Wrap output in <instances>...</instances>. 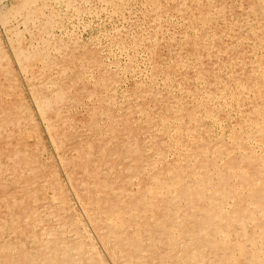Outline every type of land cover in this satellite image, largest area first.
Listing matches in <instances>:
<instances>
[{
	"label": "rangeland",
	"instance_id": "obj_1",
	"mask_svg": "<svg viewBox=\"0 0 264 264\" xmlns=\"http://www.w3.org/2000/svg\"><path fill=\"white\" fill-rule=\"evenodd\" d=\"M201 2L212 12L221 5L227 9L225 16L209 14L214 26L210 31L194 18ZM255 2L0 0V106H6L8 118L20 119L32 155L40 160L37 164L60 175L75 209L71 213H78L88 231L90 222L70 192L58 159L60 151L71 143L66 135L64 145L52 136L56 130H66V125L54 118V113H50V123L44 119L34 89L52 94V106L63 97L61 109L79 124L71 134H79L84 121L86 140L113 138L109 131L114 127L127 137L130 133L123 122L130 120L141 133L145 153L154 155L157 166L186 165L187 154L195 153L191 159L216 160L222 167L229 155L217 151L227 147L234 155L244 154L239 135L248 128L252 131L248 130V146L261 154L264 146L254 137L257 128H250L244 120L256 105L253 92L243 89L245 82L230 81L243 59L235 54L227 58L228 51L243 49L249 53L252 73L263 75L264 44L259 40L264 37V7H259L258 13L251 11ZM201 51L207 52V68L217 73L218 84L208 81V71H199L195 53ZM97 118L102 133L91 127ZM19 126L13 127L10 135L20 131ZM152 133L163 149L159 153L150 147ZM200 145H209L214 151L206 157ZM47 193L49 197L54 194L52 190ZM91 236L105 259L93 232Z\"/></svg>",
	"mask_w": 264,
	"mask_h": 264
},
{
	"label": "bare ground",
	"instance_id": "obj_2",
	"mask_svg": "<svg viewBox=\"0 0 264 264\" xmlns=\"http://www.w3.org/2000/svg\"><path fill=\"white\" fill-rule=\"evenodd\" d=\"M263 1L257 0L250 10L263 8ZM205 4L200 3L194 18L210 31L214 26L209 14L225 16L227 9L221 5L212 12ZM177 5L183 10L182 3ZM263 38L259 43L264 44ZM206 53H195V62L199 71L209 72L208 81L218 84L217 73L207 68ZM233 54L243 63L230 81L245 82L243 89L253 92L256 105L244 120L257 128L254 137L264 146V73H252L248 52L231 50L227 58ZM34 93L44 119L50 123L54 113L66 125V130L55 129L52 134L60 145L65 143L64 135L71 143L58 159L106 260L86 223L78 213H71L75 209L60 175L37 164L40 160L32 155L20 119L8 118L6 106L1 105L0 264H264V147L261 154L249 148V128L239 135L244 154L234 155L227 147L217 151L229 155L222 167L216 160L191 159L195 153L187 154L186 165L157 166L130 120L123 122L130 133L127 137L114 127L109 131L113 138L86 140L84 121L79 134H71L79 124L61 109L63 97L52 106V94L43 95L39 89ZM95 120L91 127L102 133V124ZM18 126L21 130L10 135ZM134 135L137 139L131 140ZM151 135L150 147L161 152L156 134ZM199 149L206 157L214 151L209 145ZM49 190L54 192L51 197Z\"/></svg>",
	"mask_w": 264,
	"mask_h": 264
}]
</instances>
